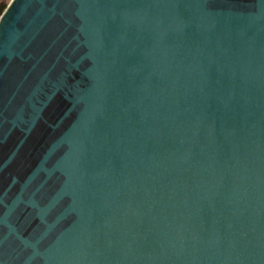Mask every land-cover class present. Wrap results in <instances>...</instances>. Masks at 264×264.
Returning <instances> with one entry per match:
<instances>
[{
    "label": "water",
    "instance_id": "1",
    "mask_svg": "<svg viewBox=\"0 0 264 264\" xmlns=\"http://www.w3.org/2000/svg\"><path fill=\"white\" fill-rule=\"evenodd\" d=\"M0 264H264V0H11Z\"/></svg>",
    "mask_w": 264,
    "mask_h": 264
},
{
    "label": "trees",
    "instance_id": "2",
    "mask_svg": "<svg viewBox=\"0 0 264 264\" xmlns=\"http://www.w3.org/2000/svg\"><path fill=\"white\" fill-rule=\"evenodd\" d=\"M7 6H8V3L6 0H0V17Z\"/></svg>",
    "mask_w": 264,
    "mask_h": 264
},
{
    "label": "rangeland",
    "instance_id": "3",
    "mask_svg": "<svg viewBox=\"0 0 264 264\" xmlns=\"http://www.w3.org/2000/svg\"><path fill=\"white\" fill-rule=\"evenodd\" d=\"M6 1H7L8 4L11 2V0H6Z\"/></svg>",
    "mask_w": 264,
    "mask_h": 264
}]
</instances>
